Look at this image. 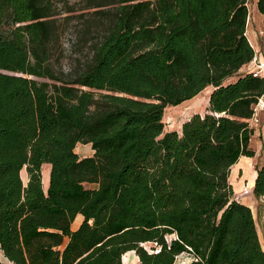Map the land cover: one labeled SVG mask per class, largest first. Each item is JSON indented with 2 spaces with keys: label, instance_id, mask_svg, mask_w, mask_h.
<instances>
[{
  "label": "trees",
  "instance_id": "16d2710c",
  "mask_svg": "<svg viewBox=\"0 0 264 264\" xmlns=\"http://www.w3.org/2000/svg\"><path fill=\"white\" fill-rule=\"evenodd\" d=\"M248 2L113 0L90 57L62 76L50 63L51 1L0 0V264H123L131 250L137 264L182 252L196 257L187 264H264L251 207L229 180L254 155L264 94L263 76L240 71L255 52ZM256 8L264 27V0ZM208 85L207 110L164 130L165 106ZM260 123L256 197L264 108ZM78 142L93 152L79 156Z\"/></svg>",
  "mask_w": 264,
  "mask_h": 264
},
{
  "label": "rangeland",
  "instance_id": "374dc122",
  "mask_svg": "<svg viewBox=\"0 0 264 264\" xmlns=\"http://www.w3.org/2000/svg\"><path fill=\"white\" fill-rule=\"evenodd\" d=\"M53 15L56 20L57 40L52 44L50 63L59 75H69L73 69H77L90 57L92 47L100 38L105 29V17L107 11L113 7V0H50ZM96 4H101L97 6ZM250 7V2H248ZM251 20V19H250ZM264 31L259 32L263 40ZM257 51V50H256ZM208 85L196 95L188 98L176 105H167L164 108L163 121L164 130L175 129L181 131L182 123L196 112L203 114L207 110L208 96L212 90ZM209 92V93H208ZM261 112L258 113V121H252L254 127L249 140V146L254 149L253 156H241L238 163L230 168L229 180L233 187V195L238 200L248 204L251 207L253 217L256 223L257 233L260 243L264 249V195L256 197L253 194L251 183L255 174V166L263 160L261 149L260 123ZM79 156L89 155L93 152L90 143L78 142L74 148ZM50 164L41 165V176L45 175V184L43 177L42 186L45 189L49 179ZM22 180H27L25 166L22 167ZM94 186L95 184H87ZM82 220V215L77 214L71 227H75ZM149 248L150 241L144 243ZM135 251L131 250L129 264H137ZM189 255L180 254L178 258L187 259ZM123 261V260H122ZM124 264V263H123Z\"/></svg>",
  "mask_w": 264,
  "mask_h": 264
},
{
  "label": "crops",
  "instance_id": "0c3cea01",
  "mask_svg": "<svg viewBox=\"0 0 264 264\" xmlns=\"http://www.w3.org/2000/svg\"><path fill=\"white\" fill-rule=\"evenodd\" d=\"M249 2H250V7L248 6L249 17H248L247 24H246V35H247L249 42L253 46L254 50L261 52V54L264 56V40H262V38L259 35V32L264 31L263 15L260 14L256 8L257 0H249ZM242 156H246V155H242ZM255 175H256V169H255V174L252 178L251 187H253V180H254ZM80 222L81 220L77 223L75 227H72V228H76ZM1 258L4 264H15L14 262L10 261L3 255L1 256Z\"/></svg>",
  "mask_w": 264,
  "mask_h": 264
},
{
  "label": "built area",
  "instance_id": "2783aa9c",
  "mask_svg": "<svg viewBox=\"0 0 264 264\" xmlns=\"http://www.w3.org/2000/svg\"><path fill=\"white\" fill-rule=\"evenodd\" d=\"M263 33V40H264V32ZM261 54V52L256 51L254 52V55L252 57V59L246 63L245 65H243L240 68V71H249L251 72L253 75L255 76H263L264 77V56ZM264 108V94L261 95L258 100L255 102L254 106H253V114L252 117L250 119V122L254 121H258V113L261 112V110ZM185 254V255H189V257L187 259H180L178 258V256L180 254ZM180 254L177 255L176 260L174 262V264H187L189 263L192 259H195L196 257L189 253V252H182Z\"/></svg>",
  "mask_w": 264,
  "mask_h": 264
},
{
  "label": "bare ground",
  "instance_id": "6f19581e",
  "mask_svg": "<svg viewBox=\"0 0 264 264\" xmlns=\"http://www.w3.org/2000/svg\"><path fill=\"white\" fill-rule=\"evenodd\" d=\"M48 168H49V167L47 166V170H48ZM21 174H22V172H21ZM45 175H46V173L43 174L44 184H45ZM48 180H49V179H48ZM130 256H131V252H127V253L123 256V263H124V264H129ZM134 256H135V259L137 260V255L135 254Z\"/></svg>",
  "mask_w": 264,
  "mask_h": 264
},
{
  "label": "water",
  "instance_id": "95a60500",
  "mask_svg": "<svg viewBox=\"0 0 264 264\" xmlns=\"http://www.w3.org/2000/svg\"><path fill=\"white\" fill-rule=\"evenodd\" d=\"M122 263H123V261H122Z\"/></svg>",
  "mask_w": 264,
  "mask_h": 264
}]
</instances>
